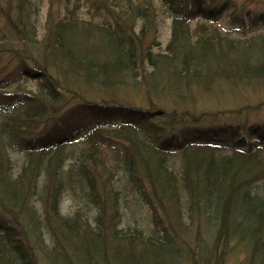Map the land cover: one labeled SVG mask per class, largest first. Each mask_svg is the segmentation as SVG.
<instances>
[{
	"label": "trees",
	"instance_id": "16d2710c",
	"mask_svg": "<svg viewBox=\"0 0 264 264\" xmlns=\"http://www.w3.org/2000/svg\"><path fill=\"white\" fill-rule=\"evenodd\" d=\"M41 1L0 0V264H40L32 199L44 176L50 264H179L184 252L190 264H224L238 247L242 264H264V102L199 112L84 92L264 85V35L249 36L264 14L244 15L235 0H48L40 25ZM163 18L170 37L155 52ZM70 159L78 167L65 172ZM77 182L97 229L83 214L60 216L59 197ZM142 206V230H121L125 211Z\"/></svg>",
	"mask_w": 264,
	"mask_h": 264
},
{
	"label": "rangeland",
	"instance_id": "374dc122",
	"mask_svg": "<svg viewBox=\"0 0 264 264\" xmlns=\"http://www.w3.org/2000/svg\"><path fill=\"white\" fill-rule=\"evenodd\" d=\"M54 4L56 0H51ZM236 4L239 6V10L241 11V8H243L242 14H246L248 12L251 13H261L264 14V0H235ZM48 0L41 1L39 12V24L43 25L45 21V16L48 11ZM57 10L59 6H54ZM89 5L84 6V12H88ZM90 11V10H89ZM230 12H226L222 17V24L225 27H230L231 23L233 22V17L229 15ZM171 20L167 18H163L157 22V37H158V45L154 47L153 51L157 52V50H164L165 46L169 40L170 37V30H171ZM44 27V26H43ZM257 31V32H256ZM254 34L250 33L249 36L252 35H260L261 37L264 35V26L260 25L259 28H257ZM260 31V32H259ZM40 33H42L40 31ZM233 36H238L231 34ZM264 38V37H263ZM100 89H97L98 91L95 92L94 90H90L88 87L84 88V92L87 94V98L89 99H95L100 100L101 97H106V93L113 94L117 96L118 101L121 102H129V104L138 105L140 107H148L149 106V99L153 98L156 102L163 105L164 108L170 109V108H182L187 107L188 109H194L196 111L202 112V111H218V110H237L245 105H254L260 102H264V85L262 84H255L251 86H233L228 84L220 85L218 89L214 91H201L199 89L191 90V92H185L182 93V95H173L169 93L170 89L166 92L162 90L161 88H158L156 92L154 90H151L148 92L147 88L142 87L140 85H135V83H130L128 86H120V87H100ZM193 91V92H192ZM149 94L152 96L150 97ZM108 99V98H107ZM110 99V98H109ZM80 104H74V107L79 106ZM82 115V113L80 114ZM76 116H79V114H76ZM84 118V117H82ZM86 118H89L86 116ZM16 160L17 166H20L22 164V158L17 157ZM67 160L65 163V166L63 167L64 171L67 172L71 168V166L78 167V164L75 163V161ZM71 162V163H70ZM74 163V165H72ZM86 168L92 173H95L93 171L92 165H87ZM101 173V170H99V174ZM71 174H74L71 173ZM45 177V176H44ZM44 177H41V180L39 181V189H37V193L33 197L34 205L37 209V214L39 215V219L42 221L40 224L41 228V239L43 240L44 249H42L39 245L35 244L34 238H31L32 243L34 245V252L38 258V261L40 264H50L49 263V251H52L55 248V238L51 232L50 224L45 222L47 218L49 217V213H46L45 205H47V202L49 199H45V205L43 202L44 199V193L42 191L43 185L45 182ZM107 176H103L105 179ZM102 179V176H101ZM44 180V181H43ZM71 188L64 190L62 192V195L59 197V207H60V216L64 218L74 219L77 215V213H80L88 218L89 225L92 226V228L97 229L96 224V217L98 216V212L94 207V204H92L90 200V195L86 192L83 187L79 188L78 182L74 183ZM130 197L128 204L134 206V200H135V193L130 192ZM136 211L127 210L125 211L124 219H123V227L121 230L125 229H136L139 228L142 230V224L147 221L148 218V208L145 206H142L139 209L133 208ZM185 223H188V221L185 219ZM128 222V223H127ZM131 224V225H127ZM23 226L26 227V225L23 224ZM28 227V228H27ZM26 231L30 235V231H32L31 226H27ZM196 227V225H195ZM118 229H120V226H118ZM187 230L192 236H200L204 233L206 239L208 241L211 240V231L204 230L203 232L196 227V229L193 227V225H187ZM28 235V236H29ZM58 246V245H57ZM109 253H112L111 251ZM184 255H181L180 257V263L179 264H190L191 258L187 253H183ZM92 259L97 258L96 256H91ZM244 258V250L241 248H234V251L230 252V255L227 256V259L225 260L224 264H242V259Z\"/></svg>",
	"mask_w": 264,
	"mask_h": 264
}]
</instances>
